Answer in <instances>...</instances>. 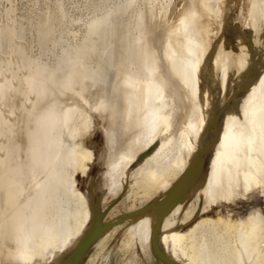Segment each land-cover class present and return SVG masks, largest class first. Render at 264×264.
Wrapping results in <instances>:
<instances>
[{"label": "rangeland", "instance_id": "374dc122", "mask_svg": "<svg viewBox=\"0 0 264 264\" xmlns=\"http://www.w3.org/2000/svg\"><path fill=\"white\" fill-rule=\"evenodd\" d=\"M206 1L209 3L208 7L210 6L209 8L212 10L219 5L217 2L220 3L218 0ZM232 1L228 0V3L231 2L232 7L239 8V17L236 18L234 23L238 25L240 22L244 28L248 29L252 24L249 20L252 21L253 19L255 21L254 19H256L257 29L253 28V30L251 28L248 36H251V39L247 38L246 42L242 44L243 46L241 45L245 49L243 51L247 50L248 54L245 68L242 69V72L243 70L244 72H241L244 75L242 76L243 81H237L238 84L236 81H232V77L235 75L232 72L235 71L230 67L231 69H228L226 75L228 76L226 91L222 89L219 91L214 90V93L211 94L213 101L219 102L216 106L221 111H228L230 104L231 107L234 104L236 105L235 99L243 92L245 85L262 79L264 72V0L253 6L248 4V0ZM240 4H244L243 7ZM245 5L246 7H244ZM186 6L188 7L186 0H0V264H7L8 256L9 259H12L8 262L9 264L17 259L16 255L24 256L21 254L22 252L27 253V255L37 253L41 236L46 232H44V229H47L44 227L42 230L43 226L50 227L52 230L61 227L62 233L72 227V213L76 208V203L68 188L69 185L65 184L70 175L77 172H75V166L78 162L75 149L77 138L71 140L72 134L74 135L80 129L79 133L81 132V134H78L82 136L80 139L78 137V141L81 140V142L82 138L87 135L86 133H88L87 136H93L92 134L95 132L96 135L101 134L100 142L92 149L95 154L94 160L91 162L94 167L97 166L95 164L97 163L98 167H101L100 169L107 171V168H104L111 166V163H114L123 152H128L132 146L135 148V142L132 143V140L137 129L123 135L124 125L122 122L129 110V108H126L128 106L126 102L132 101L130 104L137 102L138 107L139 104L144 107L148 105L149 107L154 103V99L159 96V93L161 94L160 104L167 105L170 102L169 92H167L169 90L163 86L166 78L163 77H167L166 73L168 69H171L169 66L174 71L175 65L172 61H168L166 50H178L175 55V62L179 67L176 68L177 72L182 74V78H188L190 81L197 76L198 79L197 72L199 74L201 68L195 70L192 64L190 65V61H193L191 60L193 59V51L189 49L190 45L186 40V36L188 37L190 31L194 32V28L191 29L192 25L182 33L177 32L175 34L177 36L171 38L174 39L173 41L171 39L168 41L171 31L177 30L175 28L180 24V19L184 11L187 10ZM247 7L248 9H246ZM240 11L245 12L244 15ZM239 18H242V20ZM192 20L196 21V18H192L188 22L192 23ZM244 22H246L245 25H243ZM213 25L211 26L213 29L210 27L212 30L211 35L215 37L211 39L212 43L216 44L217 41L222 39L226 52L232 53L230 58L238 57L241 49L234 44V38L227 34L228 31L225 26ZM215 27L219 29H214ZM199 37H202V35L198 36V39ZM257 37L259 38L257 39ZM199 40H202V38ZM166 45L176 46V49L167 48L165 50ZM234 45L236 46L235 49H233ZM210 49L212 52V48ZM210 49L208 55H206L207 57L211 54ZM188 60L189 67L192 68L186 65ZM184 65L187 67H184ZM182 68L186 71L190 69V72H184L185 70L183 71ZM203 70V77L202 74L201 77L204 79V75L209 74V71ZM214 76L215 74L211 75L210 78ZM136 78L141 82L145 81L146 85L149 83L146 88L150 87V96H146L147 99L145 98L146 94L144 96L141 94L140 86H145L143 82L137 88V98L129 93L131 87H136L132 83ZM162 78L164 81L161 80ZM215 78L211 80L214 82ZM127 79L130 83L128 89H126L125 84ZM203 81L205 82V79ZM230 81L234 85L232 82L231 85ZM230 85L234 88L232 89ZM103 86V90L107 91L109 89L107 93L109 95L106 94L107 99L113 98L108 100L110 102L108 107L111 110L107 108V116L103 119L95 117L98 121L99 119L102 122L104 121L102 124L101 121L95 120L92 113L95 109L93 111L92 107H95L93 104L98 106L96 103H99L97 102L99 97L96 95L102 92ZM40 87L43 88L40 89ZM105 87L107 88L105 89ZM162 88L164 89L162 90ZM123 91L129 93L128 100ZM153 93L155 96H153ZM187 93L183 91L185 97H183L184 102H182V105L184 109L187 107L186 111H189L190 108L197 107V101L192 98L188 100ZM130 95L132 96L131 99ZM214 98L220 100H214ZM121 99H124L125 102H122ZM112 100L118 103L116 104ZM145 110L146 108H144ZM71 111H74L71 122H69L70 124L67 122L66 124L69 125L65 126L67 114L70 115ZM142 113L143 109H141V112L139 111L138 115L140 116ZM84 125H88V127L84 129ZM180 136L177 135L175 143L173 142L171 147L156 158L148 156L151 154V149L146 144H142L144 148L136 155L145 159V162L141 163L145 169H154L162 174H168L174 170L181 172L180 176H174V179L177 180L175 185L165 183L162 185L164 191L156 193L153 198L143 201L138 208L129 211L126 210V206L120 207V204L125 193V196L130 195L127 192L130 186L127 191L123 190L115 195L103 193L104 198L101 204L104 205L105 209L102 210L103 212L101 209L94 210L93 216L95 217V213L100 214L101 212L103 214L106 211L107 215L102 220H98L100 216L97 219L99 227L96 231L99 230L100 232L95 234L98 235V238L94 241L89 238L86 248H84L85 251L84 246L80 247L82 252L80 257L77 258L76 264H172V262L159 259L152 252L150 242L148 243L146 239H143V237L140 239V236H138L139 234L134 229L137 224H129L128 220H131V218L125 219V217L134 215L137 211H147L155 202L164 204L170 198L171 190L182 181L188 156L185 144H182V137ZM105 137H108V139L110 137V142H107ZM49 146L51 149L54 148L55 152L52 150L50 154H47ZM210 146L211 142H207L205 139L199 153H205V150ZM50 148L49 150H51ZM68 150L69 152H67ZM57 153L60 156L58 159H56ZM195 153H198V149ZM67 154L70 156H67ZM65 160H67L66 163L70 162L71 164L64 166ZM137 161L138 159L133 163L134 173L143 174L144 171L139 170L141 166L137 167L138 163L135 165ZM53 169H56L58 176L62 172L63 175L57 179L58 176H55ZM88 169V171L93 170L91 167ZM51 179L53 180L51 181ZM50 183L52 185H48ZM60 183L61 186H59ZM62 183L64 184L62 185ZM51 186L52 188L54 186V188H50V191L49 187ZM13 187L16 190L12 189ZM42 192H45V197L40 195ZM82 192L88 193L87 196L91 199L89 187H82ZM46 194L49 197H46ZM40 197L47 199L48 203ZM129 202L130 200L127 201L128 204ZM244 202L247 203V201ZM194 203L196 202L194 201ZM197 203L200 207L205 206V201ZM93 216L90 218L92 219ZM109 230L111 233L108 237L102 235ZM126 237L130 238V246H127L128 240ZM101 247H103L102 250ZM11 250L12 253H10L16 259L13 256L10 257V253L6 255ZM13 264L17 263L13 262Z\"/></svg>", "mask_w": 264, "mask_h": 264}, {"label": "bare ground", "instance_id": "6f19581e", "mask_svg": "<svg viewBox=\"0 0 264 264\" xmlns=\"http://www.w3.org/2000/svg\"><path fill=\"white\" fill-rule=\"evenodd\" d=\"M218 1H220V3L217 2L219 5H215V9L213 8L212 10L209 8L210 6L208 7L209 3L206 0H186V2H188V7L186 6L187 10H183L184 13L180 19V24L177 28H175V30H177L171 31L170 36H168L169 41L172 37L177 36H175L177 32L182 33L186 28V30H188V28L192 25L191 29L194 28V32L192 33V31H190L188 37L186 36V40L190 45L189 49H192L193 51V59H191L193 61H190V65L192 64V67L195 70H199L201 68V72L199 71V74L195 71L199 76L198 79L197 76L194 79L189 77L192 81H189L188 78H182V74L180 73V75L176 69L179 68L175 62V55L178 50H166L167 48L176 47L166 45L167 47L165 50L168 52L167 59L169 62L172 61L175 65L174 71L171 70L173 68L169 66L171 69H168L166 73L167 77H163L164 79L166 78L167 82L166 80L164 81L163 78L161 79L165 82V84L162 85L169 90L167 91L169 92V104H160V93L159 96L154 99V103L149 107L147 104V106L145 105L146 107L141 104H139L138 107V105H136L137 102L135 104H130L132 101L126 102L128 103V106L125 107L129 108V110L127 109L128 111H125L127 114L124 112L126 117L123 116L125 117L123 121L124 123L122 122L124 125L123 135L127 132L131 133V131H135L133 129H137V131L134 132L135 134L133 133L134 138L132 140V143L135 142V148L132 146L128 152H123L114 163H111V166L109 165V169L107 164L108 167L104 168H107V171H104L100 169L101 167H98L97 163H95L97 166L94 167L91 162L94 160L93 157L95 154L92 149L100 142L101 134L98 133L96 135V132L94 131L95 133L92 134L93 136H87L88 133H86L87 135L82 138V142L81 140L78 141V137L80 139L82 136H79V134H81V132L79 133L80 129L77 130L74 135H71V140L75 139V137L77 138L75 149L78 156L77 166H75V172L77 171L76 174L72 173L69 180L67 182L65 181V184L69 185L68 188L71 191L72 197L76 203V208L72 213V227L68 231H65V233H62L61 227L52 230L50 227L48 228L47 226H43L42 230L44 227L47 229H44V232L46 231L45 233L42 232L43 236L40 235L41 239L37 253L33 255L29 253L30 255H27V253L24 254L22 252L21 254L24 256L16 255V259L14 255L11 254L12 250L8 251L6 255L11 252L10 257L13 256V258L16 259L13 262H16L17 264H76L77 258L80 257L82 252L80 247L84 246L83 249L86 248V243L89 238H92L93 241L98 238V235L95 234L96 232H100L99 230L96 231L97 227H99L97 219L100 216L98 220H102L107 215L106 211L103 214L101 212L100 214L95 213V217L93 216L94 210L101 209L102 211L105 209L104 205L101 204L104 198L102 195L103 193L106 195H115L123 190L127 191V188L130 186L129 191H127L130 195L128 194L125 196V193L123 195L124 199L121 200L122 203L120 204V207L126 206V210L129 211L131 209L138 208L143 201L153 198L156 193L164 191L162 185L165 183L175 185L177 180L176 178L174 179V176H180L179 174L181 172L179 173L177 170H174L171 173L162 174L154 169H145V167L141 164L142 162H145V159H143V157H137L136 155L144 148L142 144H146V146L151 149V154L148 156H150V158H156L171 147L173 142L176 140L177 135H181L182 144H185L188 156V162L184 167L185 173L182 181L171 190V196L167 202L164 204H158V202H155L151 205L149 210H144L142 212L137 211L134 215H129L125 217V219L131 218V220H128V223L137 224L134 229L139 234L138 236H140V239L143 237V239H146L148 243L150 242L152 252H154L159 259L165 260L166 262H172V264H264V72L262 74V79L245 85L243 92H241L235 99L236 105L234 104L231 107L230 104L229 107L231 109L228 107L229 110H225L226 112L224 110L221 111L220 108L216 106L219 102L213 101L211 98V94L214 93V90L219 91L222 89L226 91L228 80V76L226 75L228 74L227 72L230 67L235 71L232 72L233 74L235 73L234 77H232V81H236L237 84V81H243L242 76L244 75H242V73L244 70L242 72V69L245 68L248 54L246 52L247 50L243 51L245 49L242 47V44L246 42L247 38L251 37H248L251 28H256L257 24L255 23L256 19H254L255 21H253V19L252 21L249 20L252 24L248 29L244 28L242 23L239 21L238 25L237 23L235 24L234 22L236 18L239 17V8L237 9V7H232L231 2L228 3V0ZM248 1L250 2H248V4L253 6L263 0ZM243 5L244 4L241 6L243 7ZM250 5L249 7H251ZM244 7H246V5ZM246 9H248V7ZM242 11H240L242 14L245 13ZM192 18H196V21L192 20V23H189L188 21ZM239 19L242 20V18ZM211 23L214 24L213 26H215V24L225 26L228 31L227 34L234 38L233 39L231 37L235 42L233 43L241 49L238 57L230 58L232 53L226 52L223 47L224 44L221 41L222 39L217 41L216 44L212 43L211 39L214 36L211 35ZM245 23L246 22H244L243 25H245ZM216 28L218 27H215L214 29ZM200 35H202V37H199V39L202 38V40L198 39V36ZM259 37H257V39ZM173 40L174 39H171V41ZM235 45L234 48L232 47L233 49H235ZM244 45L246 46L247 44L245 43ZM210 48H212V52ZM209 49L211 54L207 57L206 55H208L207 53L209 52ZM190 58L191 56L189 59ZM186 65L189 67V60L186 62ZM187 66L184 65V67ZM203 69H205L206 72L209 71V74L204 75L205 82L202 78ZM182 70H185L184 72L188 71L183 68ZM188 72H190V69ZM211 72L215 74L216 78L215 76L210 78L211 75H213ZM193 76L194 75L192 74V77ZM213 78H215L214 82L211 80ZM138 81L139 80L137 78L134 79L133 82L131 81L136 87H131V89H129V91L131 90L129 93H132L134 98H137L136 91L137 88L142 85L140 83L143 82V84H145V81ZM232 81H230V84ZM127 83H125L126 89L130 88L128 79ZM148 84L140 86L141 94L143 96L146 94V99V96H150V87L148 89L146 88ZM41 88L43 87H40V89ZM106 88L107 87H105V89ZM103 89L104 86L102 88V92H100L99 95H96L99 97L97 101L99 103H96L98 106L92 103L93 106H95L92 107L93 111L95 109V111L92 112L94 118L98 117L103 119L107 116L109 109L108 106H110V102L108 100L113 98L111 97L107 99L109 89H107V91ZM163 89L164 88H162V90ZM124 91L123 93H125L128 100L129 93ZM183 91L188 92L186 94V97L188 96V100L192 98L197 101V107L190 108L189 111L185 110L187 107L185 109L183 108L184 106L182 105V102H184L183 97H185L183 96ZM153 96H155L154 93ZM131 98L132 96L130 99ZM215 99L219 98H214V100ZM121 101L125 102L124 99H121ZM117 103L118 102H116V104ZM144 108H146L145 111ZM141 109H143V113L139 116L138 114L139 111L141 112ZM73 112L74 111H71L70 115L69 113L67 114L66 121L64 123L65 126L70 124L69 122H71V116L74 114ZM183 112L185 113L183 114ZM100 119L99 121H101ZM96 121H98V119ZM67 122L69 124H66ZM85 127H88V125H84V129ZM53 135H55V133ZM110 137L109 139L108 137H105V140L110 142ZM130 137L131 135L129 138ZM205 139L207 142H211V146L205 150V153H199ZM49 148L47 154H50L52 150L55 152L53 147V149L50 148L51 150H49ZM197 149L198 153H195ZM69 150L67 152H69ZM73 155L74 153L72 156ZM67 156L70 155L67 154ZM58 157L60 158L59 153H57L56 159H58ZM136 159H138V161L135 165L138 163L137 167L141 166L139 170L141 169L140 171H144L143 174L134 173L133 163H135L134 161ZM66 162L67 160H65L64 166L71 164L70 162ZM89 167L93 168V170L91 169L88 171ZM48 169L50 168L48 167ZM42 172L44 171L42 170ZM54 173L57 177L58 173L56 174V169L54 170ZM62 175L63 172L57 177V179H59ZM133 175H135L134 178H132ZM129 179H131L130 182ZM52 180L53 179H51V181ZM63 184L64 183H62V185ZM48 185H52V183ZM59 186H61V183ZM82 187H89V190L91 191V199L87 196L88 193L82 192ZM50 188H52V186L49 187V190L51 191ZM12 189H15V187ZM44 193L42 192L40 195L45 197ZM47 196L49 197L48 194H46V197ZM44 197L40 198L45 199ZM45 200L47 202V199ZM50 200L52 201V198ZM129 200L130 202L128 204L127 201ZM194 201L196 203H194ZM202 201H205V206H198L197 202L200 203ZM244 201H247V203ZM91 216L94 218L92 217L91 219ZM93 225L95 226L93 227ZM3 227L5 228V226ZM110 233L111 231L109 230L105 231L102 235L108 237ZM126 238L128 240L127 246H130V238ZM34 244L35 243H33V245ZM34 246H36V244ZM102 248L103 247H101V250ZM85 250L86 249H84V251ZM20 251L17 253L19 254ZM7 260V264L9 261H12V259H9V256ZM13 262L9 264H13Z\"/></svg>", "mask_w": 264, "mask_h": 264}]
</instances>
